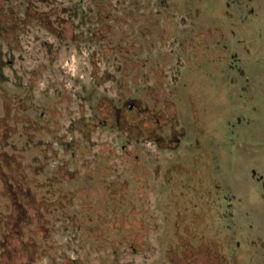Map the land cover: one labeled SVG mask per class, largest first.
I'll return each mask as SVG.
<instances>
[{
	"label": "rangeland",
	"instance_id": "obj_1",
	"mask_svg": "<svg viewBox=\"0 0 264 264\" xmlns=\"http://www.w3.org/2000/svg\"><path fill=\"white\" fill-rule=\"evenodd\" d=\"M160 1L169 2L7 1L19 17H23L25 7L32 3L38 13L52 11L51 21L58 17L73 21V33L82 35L72 41L70 37L53 36L36 21L26 26L27 32L20 36V49L14 51V70L23 79L22 83H26L32 70L44 67L32 94L33 103L38 107L33 111L35 113H25L11 104L9 112L14 120L8 122L9 134L5 138L9 144L6 153L11 159L0 163V171L5 179H9L5 187L0 181V223L9 221L13 193L24 185L28 194L24 197L21 193L14 195L19 204L26 205L27 200L29 207L24 215L28 220L20 225L23 231L19 238L24 243L31 239L40 250L43 243L50 244L48 259L57 257L56 264L60 263L62 254L73 258L77 264H102L99 257L107 259L110 255L107 247H99L102 251H97L94 241L86 240L83 233L72 232L70 219L62 221L60 211L48 214L56 206H48V203L67 204L68 217L75 213L84 220L77 207L80 198L73 193L78 185L70 178L74 169L83 173L87 164L91 168L104 161L109 174L105 183L113 182L117 186L126 183L130 204L138 207L139 184L135 179L142 176L143 168V173L159 184L160 175L171 163L186 167L194 158L200 173L217 176L225 190L223 185H231V175L250 173L251 161L247 155H253L264 164V117L262 121L253 122L257 113H264V0H203L202 5L201 0H192L188 15L168 6L165 7L167 12L161 14L163 5ZM97 5H101L100 9ZM203 19L211 29L204 36L199 34L204 30ZM186 24L191 37L189 48V37L183 39L181 36ZM214 25L221 27L222 32L215 30ZM100 27H106L103 37L90 40ZM64 33L71 34L69 29ZM152 69H161L164 73V84L160 88L152 77ZM4 74L8 76L11 72L5 69ZM104 75L109 79L104 80ZM242 87H245L244 91L240 90ZM15 91L13 94L18 93V96L23 94ZM104 99H112L118 110L124 105L128 107L131 101L152 112L164 111L165 101L172 102L177 113L176 132L181 135L184 131L179 147L159 150L149 141L133 140V135L132 139H127L108 125L97 127L89 141L83 140L82 133L75 130L80 126L79 121L94 123V115L102 121L97 106ZM52 110L57 113H51ZM3 114L0 113V117ZM237 118L241 119L240 124L236 122ZM246 118L250 120L247 125ZM34 125L40 130L28 128L27 135H23V126ZM167 131L168 128L160 132V136L167 137ZM29 134H33V141L27 145ZM75 142L82 146L77 152L73 150ZM240 142L246 145L239 146ZM39 143L40 149L34 148ZM74 152L78 165H73ZM136 156L140 157L143 168L138 165ZM4 163H12V170L6 171L1 166ZM263 166L253 169L261 171ZM20 172L25 173L23 185ZM170 173L172 176L178 174L173 170ZM64 175L66 180L49 188L50 182L56 181L55 176L60 180L59 176ZM257 180L250 189L253 201L262 189L260 184H264L263 178ZM155 183L147 186V207L158 218L157 224L152 223L148 228L149 246L142 254L123 249L120 264H157L163 253L159 248H166L164 244L158 245L160 233L165 231L162 230L160 206L171 205L178 194L166 186L163 189L171 197L165 198L166 194L153 190ZM239 188L244 190L246 183L240 184ZM253 201L248 198L245 204L255 206ZM249 211L254 224L251 225L253 228L246 226L247 230L263 236L264 208ZM17 214L14 216H19L18 211ZM221 238L230 237L223 231ZM34 264H46V259L39 258Z\"/></svg>",
	"mask_w": 264,
	"mask_h": 264
},
{
	"label": "flooded vegetation",
	"instance_id": "obj_2",
	"mask_svg": "<svg viewBox=\"0 0 264 264\" xmlns=\"http://www.w3.org/2000/svg\"><path fill=\"white\" fill-rule=\"evenodd\" d=\"M7 1L0 0V42L2 43H0V103L2 106L0 113H4L0 117V163L11 159L6 153L9 144L5 140L8 136L7 133L9 134L7 124L9 121L14 120L13 116H10V106L11 104L16 105V109L21 110V112L32 111V113H35L33 111H36L38 106L33 103L32 94L36 79L44 70L43 66L32 70L26 83H22L23 79L14 70V51L20 49V36L27 32L26 26L28 24L24 25L23 23L20 25L17 23L18 21L13 15L15 9L13 6L8 5ZM191 2L192 0H181L176 3L172 0H169L168 3L160 1L159 3L163 5V8L159 7V13L163 14V11L167 10L165 7L168 6L172 9L176 7L179 12L186 15L191 9ZM202 3H204L203 0L200 1L201 5ZM203 10L205 11L206 8L203 7ZM20 19L21 21L26 20L24 11L23 17H20ZM214 24L219 25L217 22H214ZM216 25H214L215 30H219L218 32L221 33V27ZM201 26L204 30L199 31L200 35L204 36L210 33L211 29L208 28L207 20L203 19ZM187 29L186 24L185 31L181 32V36L183 39L189 37L187 39V48H189L191 37L189 32L186 31ZM185 55H187V51ZM5 69L10 71L11 75H5ZM151 73L157 86L162 87L165 80L163 71L152 69ZM14 90L23 94L21 96L16 95L18 93L13 94ZM240 90L244 91L245 87ZM110 100L113 107L112 111L115 113L114 121L103 119L101 116L103 112L101 114V111L98 110V115L102 118V121L99 120L97 115H94V123L79 121V127H82L83 130L89 128L94 131L97 127L108 125L110 129L116 130L127 139H130L133 135V140L149 141L154 143L155 148L159 150H173L179 147L184 131L181 132V135L176 132L177 113L172 102L165 101L164 111L152 112L149 108H141L137 103L131 101L128 107L124 105L118 110L112 99ZM40 113L39 111V119L41 117ZM51 113L57 112L52 110ZM131 115L134 119H131ZM263 117L264 113H257V118L253 122H258ZM103 121L104 123L101 124ZM236 122L240 124L241 119L237 118ZM249 122L250 120L246 118L245 124L247 125ZM88 124L93 125V127L88 126ZM79 127L77 126L75 130L80 131ZM28 128H33L36 131L40 130V127H35V125L33 127L23 126V135H27L26 130ZM166 128H168V136H160V132L162 133ZM28 136L27 145L33 141V134ZM40 145L41 143L34 145V148L40 149ZM243 145L246 144L240 142L239 146ZM73 150L75 152L79 151L78 148L75 149V146ZM75 152L72 157L74 160L73 165H78ZM247 157L251 161L250 173L238 176L231 175V185H223L225 188L223 190L217 176L200 173L197 159H191V164H187L186 167L171 163L160 175L161 182L158 184V181L143 173L145 169L142 167V161L139 156H136L135 159L138 165L143 168L141 169L143 171L142 176L135 179L139 184L137 190L138 207L130 204L128 198L130 191L125 189L126 183L119 186L113 182L105 183V178L109 174L106 171L104 161L102 165L91 168L88 167V164L86 167H84L85 164H82L85 172L80 173L79 170L74 169L71 181L74 185H78L73 193L80 198L77 207L84 220H80L75 213L68 217L66 215L69 208L67 204L52 207V211H49L48 214L60 211L62 221H65L66 218L70 219L72 232L74 230L75 233H83L86 240L94 241L92 243L95 244V250L102 251L99 247H107L110 255L107 259L105 258L106 260L104 257H99L102 264H120L123 249H127L132 254H142L149 246L146 239L148 228L150 224L157 222L158 218L147 207V186L156 182L152 187L153 190L166 194L165 198L169 199L171 197L163 189L166 186H170V190L174 189L178 194L174 197L171 205L163 202L164 205L160 206V220L163 224L162 230L165 229V231L161 230L158 245L164 244L166 248H159V250L162 249L161 253L162 251L163 253L160 255V261L157 264H244V262L245 264H264V235L257 236L259 232L252 233L250 229L247 230L253 228L251 225L254 224L249 209L264 208V184H260L262 189L256 201L252 200L253 196L250 191L253 187V181H258V178L264 179V166L261 167V171L253 168H258L259 165L264 164L263 162L260 164L259 159L251 154ZM1 166L6 171L12 170V163H4ZM171 170L177 171L178 174L172 176ZM257 171L259 172L256 173ZM20 173L22 176L21 185H23L25 173ZM154 175L156 177V173ZM8 180L0 171L2 187L8 186ZM60 180H66V176L64 175V179L61 178ZM244 182L246 188L242 190L239 186L240 184L242 186ZM54 183L56 181L52 180L49 188ZM17 187H19V184ZM117 187L123 189L119 190ZM19 193L24 197V194H28V190L24 189L23 185L22 188H18L16 193H13L9 221H6L3 225L0 223V264H34L39 258L46 259V264H56L57 257L48 259L47 251H51V249H48L51 248L50 244L43 243V248L40 250L39 245L34 244L31 239L28 238L25 243L20 240L19 237L23 231L22 228L20 229V225L25 224L26 219L28 220V216L24 218V215L28 213L29 207L27 200L26 205L15 201L14 195L19 196ZM220 193H223V195H220ZM81 197H91L92 199L89 201L92 206L88 212L81 208L83 202ZM248 198L256 202L255 206L245 204ZM17 211L19 216L15 217L14 215H18ZM83 221L86 223H83ZM100 222L101 224H99ZM223 231H226V235L230 238H221V232ZM59 262L58 264H77L76 260L68 258L64 254L59 256Z\"/></svg>",
	"mask_w": 264,
	"mask_h": 264
},
{
	"label": "trees",
	"instance_id": "obj_3",
	"mask_svg": "<svg viewBox=\"0 0 264 264\" xmlns=\"http://www.w3.org/2000/svg\"><path fill=\"white\" fill-rule=\"evenodd\" d=\"M97 7V9H100V7H101V5H97L96 6ZM24 13L26 14V20L25 21H21V19H20V17L18 16V12L15 10L14 11V13H13V15H14V17H15V19L18 21L17 23L18 24H23L24 23V25H26V24H28L29 25V23H31V22H33V21H36V22H38V24L40 25V27H42L43 29H45L47 32H49V33H51L53 36H55V37H57V38H60V39H62V38H69L70 37V39L73 41H75L76 39L75 38H78V37H81L82 35L81 34H77V35H75L74 33H73V30H74V28H75V26H74V24H73V21H71V20H69V19H62V18H60V17H58V18H56V19H54L53 21H51V17L54 15V13L52 12V11H50V12H47V13H38V12H36V10L34 9V6H33V4L32 3H29L26 7H25V9H24ZM38 14H40V15H38ZM37 16V17H34V16ZM81 20H83V16L81 17ZM103 28H106V27H100L99 28V32L98 33H96V32H94L93 33V37H90V40H93V41H96V40H99V39H101L102 37H103V32L105 31ZM108 28V27H107ZM67 29H69L70 30V32H71V34L70 35H66L64 32H65V30H67ZM65 34V35H64ZM99 35H101V37H99ZM92 36V35H91ZM74 38V39H73ZM88 40H89V38H88ZM107 47V46H106ZM116 49H122V47H116ZM105 48H104V52H105ZM107 50H109V49H107ZM118 51H120V50H118ZM106 55V54H105ZM134 63V62H133ZM135 64V63H134ZM128 68V67H127ZM126 68V69H127ZM96 70V69H95ZM95 70H93V76H94V74H95ZM109 79V77L108 76H106V75H104V80H106V79ZM135 78V77H134ZM107 79V80H108ZM97 108H98V110H100L101 111V114H102V112H103V114L101 115L102 117H103V119H107V120H109V121H114V114L115 113H113V107L111 106V100L110 99H104L103 101H101V102H99V104H98V106H97ZM109 112H111V113H109ZM131 119H134V117L131 115ZM104 123V121L101 123V124H103ZM88 126H91V127H93V125H91V124H88ZM113 127L115 126L114 124L112 125ZM79 129H80V131H81V133H82V139L83 140H85V141H89V139H90V134L92 133V131H93V129H89V128H87L86 130L84 129L83 130V128L82 127H79ZM82 146L80 145V143H75V149H77L78 148V150H80V148H81ZM56 174H60V172L59 171H56L55 172ZM71 177L70 178H72L73 177V171H71V175H70ZM60 177V179L61 178H63L64 179V177H62V176H59ZM55 180H56V182L58 183V184H61L62 183V181H60L59 179H58V177H56L55 176ZM87 178V177H86ZM88 178H90V177H88ZM47 192H49V195L51 194L52 195V192L49 190V191H47ZM50 195V196H51ZM49 196V197H50ZM82 198V200H83V202L81 203V208L82 209H84V210H86L87 212L89 211V208L92 206L91 204V202H89L90 200H91V197H81ZM46 200H44V202H45ZM53 205H57L56 203L55 204H53V203H48V206H53ZM85 211V212H86ZM99 224H101V222L99 223Z\"/></svg>",
	"mask_w": 264,
	"mask_h": 264
}]
</instances>
